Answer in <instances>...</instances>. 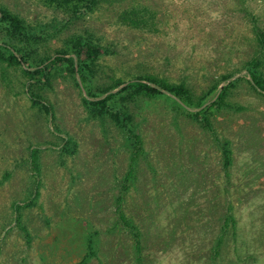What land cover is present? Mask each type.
<instances>
[{
    "label": "rangeland",
    "instance_id": "374dc122",
    "mask_svg": "<svg viewBox=\"0 0 264 264\" xmlns=\"http://www.w3.org/2000/svg\"><path fill=\"white\" fill-rule=\"evenodd\" d=\"M83 6L0 0L31 28L34 39L23 47L30 64L72 53L76 40L98 47L86 67L91 91L150 77L184 82L194 101L207 95L208 104L233 82L209 117L229 142L231 165L223 168L214 137L177 100L119 94L113 106L142 139L125 181V130L90 112L71 69L54 67L47 84H35L23 65L0 60V264H264V92L247 71L256 58L264 83L256 34L264 32V0ZM31 149L40 194L17 220L13 203L29 194ZM125 220L138 229L139 249Z\"/></svg>",
    "mask_w": 264,
    "mask_h": 264
},
{
    "label": "trees",
    "instance_id": "16d2710c",
    "mask_svg": "<svg viewBox=\"0 0 264 264\" xmlns=\"http://www.w3.org/2000/svg\"><path fill=\"white\" fill-rule=\"evenodd\" d=\"M100 0H66L67 3L72 2L73 5L78 6L83 4L87 9L93 8ZM257 40L264 52V32L256 28ZM0 32H3L7 40L0 39V60L7 62L9 65H23V72L35 81V84H47L49 80L50 71L57 66H66L73 73L76 74V82L86 92L85 103L91 113L98 116L108 114L117 123L123 126L127 141L131 147L130 165L126 173L125 181L132 176L134 163L138 154L142 150V139L140 135L134 131L133 126L130 125V115L124 110L113 106V99L119 94H146L150 96L165 95L170 96L173 100H177L179 108L188 112L189 116L195 120L204 130L210 132L214 137V141L220 147L223 159V168L228 169L231 165V150L229 142L221 140L215 132L211 120L210 113L212 109L223 103V97L226 94L228 87L233 84L229 82L228 85L223 86L216 98L205 104L207 95L193 100L189 87L184 83H165L155 78L137 77L127 82L117 80L111 86L102 91H91L87 82L86 67L88 61H93L101 55V50L96 46H91L82 40H76L72 53L66 50L56 52L53 57L40 61L38 64H30L23 53V47H28L30 40L33 37L31 28L16 15L11 14L6 9L0 7ZM34 39V37H33ZM32 39V40H33ZM257 59L253 58L247 63V71L252 83L264 92V83L259 78L256 71ZM226 78V77H225ZM226 80V79H224ZM212 91V90H210ZM210 91L208 93H210ZM33 102H37V97L33 98ZM46 110H50L46 104H42ZM30 187L29 194L22 203L14 202V211L17 213L16 218L19 219L18 210L21 207H29L35 204L40 191L39 169L37 163V153L34 149L30 151ZM119 210V208H117ZM120 217L123 215L120 212ZM125 226L129 227L135 237L136 249H139V232L136 225L130 224L127 220L124 221ZM93 236V235H92ZM92 243V247H91ZM95 239L92 237V242H89L88 249L94 254Z\"/></svg>",
    "mask_w": 264,
    "mask_h": 264
}]
</instances>
